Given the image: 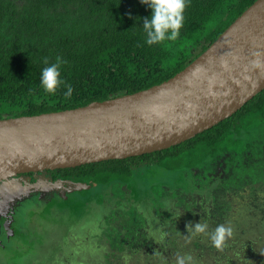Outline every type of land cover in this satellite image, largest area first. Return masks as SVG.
Returning a JSON list of instances; mask_svg holds the SVG:
<instances>
[{"label": "trees", "instance_id": "obj_1", "mask_svg": "<svg viewBox=\"0 0 264 264\" xmlns=\"http://www.w3.org/2000/svg\"><path fill=\"white\" fill-rule=\"evenodd\" d=\"M254 1L189 0L181 36L149 46L142 24L151 9L140 0H0V119L75 108L158 84L187 66ZM56 57L65 62L61 66L64 83L55 94H48L40 86V73L45 59L50 64ZM66 85L73 88L71 97L64 95ZM139 168L178 172L184 181L173 189L156 182L147 192L136 194L132 186ZM53 172L74 182L109 185L112 199L135 197L125 222L137 236L128 245L120 240L114 246L133 256L136 264H173L168 257L177 259L178 254L196 260L204 254L193 252L208 245L199 240H192V245L178 242V235L186 233L189 223L185 222L199 216L220 225L230 215L231 193L264 185V89L231 116L180 144ZM217 182L227 191L216 192ZM251 196L255 199L258 194ZM100 202V196L92 201L89 195L79 214L90 213ZM152 210L158 223L166 224L160 231L166 238L160 244L150 239L148 226L142 228ZM259 210L263 212L264 207ZM241 233L234 231L237 241L226 238L223 249L217 251L223 254L215 258L226 257L232 263L243 260L253 246L252 239ZM140 237L152 246H145ZM235 244L243 254L228 253ZM145 248L159 257L148 258ZM250 256L256 254L250 252Z\"/></svg>", "mask_w": 264, "mask_h": 264}, {"label": "water", "instance_id": "obj_2", "mask_svg": "<svg viewBox=\"0 0 264 264\" xmlns=\"http://www.w3.org/2000/svg\"><path fill=\"white\" fill-rule=\"evenodd\" d=\"M254 52H264V0L158 84L75 108L1 118L0 181L138 156L194 137L264 89V67H250Z\"/></svg>", "mask_w": 264, "mask_h": 264}, {"label": "rangeland", "instance_id": "obj_3", "mask_svg": "<svg viewBox=\"0 0 264 264\" xmlns=\"http://www.w3.org/2000/svg\"><path fill=\"white\" fill-rule=\"evenodd\" d=\"M182 179L183 175L178 172H164L157 169H149V171H146L145 169L139 168L136 170V177L132 188L134 193L143 194L150 189L151 185L161 181L173 189V187L181 186V183L184 181ZM214 188H216L214 189L217 190L216 192L222 190L227 191L218 182L214 184ZM197 190L199 192L201 191L199 189ZM110 191L111 186L109 185L107 187H99L82 182L77 184L70 180H61L54 172H42L33 176H12L0 181V206L6 208V213L17 205L25 203L27 200L37 199V201H40L41 197L50 195L48 198L52 200L46 204V208L40 215L42 225L48 226V237H50L48 243L50 246L45 244L43 247L41 254H44L45 258L41 254H38L39 251L34 253V259H36L34 264H72L71 260L72 262L75 260L76 264L78 261H82L83 264H106L108 261H110V264H122L125 262L123 259L127 254L125 251L120 252L121 250H118L112 243L110 244L111 238L113 237L111 235L125 232L123 228L125 225L124 222L131 216V209L129 207L131 205L130 203L135 201V197L133 200H130L127 196L125 198L112 199ZM204 193V197L206 198L207 192L205 191ZM226 193L225 196H227ZM255 193L258 194V197L253 199L251 195ZM89 195H91L92 201L97 200L100 196L102 202H100V205L94 204L90 213L85 215L81 214V216L79 213L84 212V199L88 198ZM231 197L232 202L228 205L230 215L222 218V224H227L226 226L233 229V235L228 237V241H237L234 231L241 233L240 230L244 229L241 235H246L252 239L251 245L253 247L250 248V252L255 253L256 256H250V252L248 251L243 260L239 261L235 259L236 261L233 263L227 262L226 257L216 259L215 256L223 253L217 252L218 249L209 246L211 242L206 234H194L193 229L189 227L186 229L185 234L178 235V242L185 245L188 242V244L192 245V240H199L200 243H206L204 245H208L204 249H197L193 252L204 255L196 260L192 256L191 264H264V228H262L264 227L262 224L264 219H259V216L264 215V210L263 212L259 210L260 206L264 207V185L263 187L262 185L260 187L255 186L254 189L246 186L244 190L236 194L231 193ZM141 213H144V211L142 210ZM154 214H156V211H150V215L146 218L145 225L142 228L145 229L148 226L151 234L150 239H154L160 244L159 241L166 238V235L163 238L160 235V231L166 227V224H164V220L158 223V218L157 216L154 217ZM32 217L36 219L37 215H32ZM171 218L176 220L177 217L172 215ZM204 219L203 217L199 218V216H195L192 219L190 218L189 222L185 223H191L193 225L197 222L207 223L209 232L217 227V225ZM54 224L55 227L59 228L63 225L66 230L70 227L72 229V225H74L75 228L72 229L74 232L69 233L67 236L58 234L59 231L56 232ZM107 227L112 228L111 232L113 233L111 235L104 230ZM57 237H66V241H62L61 247L55 245L57 249L53 252L52 245L56 241L54 238ZM140 239L145 246H152V244H147V241L143 237H140ZM242 251L244 250L238 244L232 246L231 250L228 249L230 255L237 253L243 254ZM143 252L147 253L148 258L154 259L159 257L151 248H145ZM52 253H55L53 257L51 256ZM159 253L165 255L161 252ZM115 255L121 256L120 259L122 262H120V259H116L119 257H115ZM127 256L129 257L127 264H136L133 256ZM178 256L180 255L178 254ZM168 258L171 260L170 262L176 264V258ZM215 259L218 263L215 262Z\"/></svg>", "mask_w": 264, "mask_h": 264}, {"label": "flooded vegetation", "instance_id": "obj_4", "mask_svg": "<svg viewBox=\"0 0 264 264\" xmlns=\"http://www.w3.org/2000/svg\"><path fill=\"white\" fill-rule=\"evenodd\" d=\"M53 171L54 170L28 172L15 176H33L37 173H53ZM59 178L61 180H66L61 177ZM199 194L203 195V191L199 192ZM49 196L50 195L41 197L40 201H37V199L30 201L27 200L25 203L17 205L6 213V208L0 206V264H34L36 260L34 259V253L36 251H39L38 254H41V252H43V247L45 246V244L49 245L48 242L50 240V237H48V226H45L44 224L42 225V219L40 218L41 213L46 208V204H48L52 200H49ZM35 214L37 215V218L33 219L32 215ZM55 224L54 228L56 232L59 231L58 234L67 236L69 233L74 232V230L72 231V229L75 228L74 225H72L73 223L71 224L73 228L70 229V227L67 230L64 229L65 226L61 225V227L59 228L55 227ZM124 224V233L111 235V233H113L111 232L112 228L110 229L109 227H107L104 229L105 231H107V233H109V235L113 236L111 238L110 244H120V240H122L126 245L130 241V239H134L137 236V234H131L132 228L130 227V224L126 222ZM54 239L56 241L52 245L53 252L55 251V249H57V247H61V243L62 241H66V237H57ZM55 245H57V247H55ZM54 254L55 253H52L51 256L53 257ZM42 257L45 258L44 254L42 255ZM48 260L47 262L49 263ZM71 263L76 264V261L73 260L72 262L71 260ZM77 264L83 263L82 261H78Z\"/></svg>", "mask_w": 264, "mask_h": 264}, {"label": "clouds", "instance_id": "obj_5", "mask_svg": "<svg viewBox=\"0 0 264 264\" xmlns=\"http://www.w3.org/2000/svg\"><path fill=\"white\" fill-rule=\"evenodd\" d=\"M189 0H140V3L151 9V15L143 19V30L145 33V43L149 46L161 44L166 41H175L181 36V29L185 21V9ZM254 59L250 61V67L259 69L264 67V52H254ZM46 66L42 68L40 73V86L48 94H55L58 87L64 83L61 79V66L65 63L60 57H56L55 62L48 63L45 59ZM222 67L228 69L227 62H223ZM65 97H71L73 88L66 85ZM191 227L194 234H206L212 244L218 250H222L225 246V240L233 235V229L224 224L217 225L211 232L208 231L207 223H189L185 225L188 229ZM192 257L190 255L178 256L176 264H191ZM127 264L129 257L124 256Z\"/></svg>", "mask_w": 264, "mask_h": 264}]
</instances>
